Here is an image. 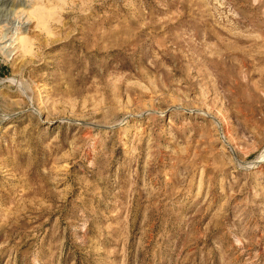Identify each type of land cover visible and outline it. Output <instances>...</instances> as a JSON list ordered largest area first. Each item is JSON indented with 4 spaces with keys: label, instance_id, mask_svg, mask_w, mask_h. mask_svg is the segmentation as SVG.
<instances>
[{
    "label": "rangeland",
    "instance_id": "374dc122",
    "mask_svg": "<svg viewBox=\"0 0 264 264\" xmlns=\"http://www.w3.org/2000/svg\"><path fill=\"white\" fill-rule=\"evenodd\" d=\"M0 264H264V0H0Z\"/></svg>",
    "mask_w": 264,
    "mask_h": 264
}]
</instances>
